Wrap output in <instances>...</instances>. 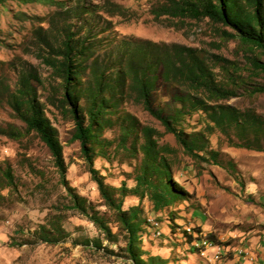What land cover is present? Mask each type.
Returning <instances> with one entry per match:
<instances>
[{
  "label": "rangeland",
  "instance_id": "374dc122",
  "mask_svg": "<svg viewBox=\"0 0 264 264\" xmlns=\"http://www.w3.org/2000/svg\"><path fill=\"white\" fill-rule=\"evenodd\" d=\"M66 1L75 4L80 0ZM115 1L130 9L131 19L103 12L96 15L93 32L103 41V57L111 56V48L126 38L205 50L216 78L233 92L218 103L238 108L245 117L240 126L228 122L215 125L205 110H191L188 100L176 97L178 87L162 83L153 93V105L167 116L182 111L176 127L188 133H205L214 159L209 153L203 154L209 161L188 155L143 105L126 98L115 115L95 130L97 137L91 145L96 168L108 185L121 187L125 183L133 190L143 160L144 138L139 129L127 133L132 127L129 115L142 126L158 129L161 144L177 150L168 157L174 180L183 193L161 211L154 208L149 193L123 197L124 210L134 206L141 209L145 252L171 248L165 251L169 264H209L208 258L200 255L207 240L224 249L219 264H264V91L258 89L264 86V72L254 69L256 59L264 63V54L230 37L234 33L230 27L208 18L179 22L164 15L156 20L153 8L158 0ZM55 9L52 5L17 1L0 5V77L6 76L14 89L16 67L24 64L38 71L42 102L63 144L68 181H61L53 156L36 133H28L7 101L1 102L0 125H12L20 135L12 138L0 133V264H129L126 232L116 209L105 204L88 172L80 143L73 139L74 121L52 103L57 101L51 94L58 89L59 80L42 63L35 47L34 29L47 26ZM213 55L233 64L216 61ZM234 67L237 70L231 75ZM67 186L91 216L111 228L110 237L79 209L72 208ZM119 193L117 198H122ZM150 219L159 222L160 234ZM240 249L247 250L252 259L240 256ZM214 251L207 252L211 256Z\"/></svg>",
  "mask_w": 264,
  "mask_h": 264
},
{
  "label": "trees",
  "instance_id": "16d2710c",
  "mask_svg": "<svg viewBox=\"0 0 264 264\" xmlns=\"http://www.w3.org/2000/svg\"><path fill=\"white\" fill-rule=\"evenodd\" d=\"M8 1L42 3L56 8L49 16L48 25H41L33 31L42 63L51 68L59 80L58 89L51 94L57 101L52 103L74 121L73 139L80 143L81 156L88 172L105 204L116 209L121 228L126 232L125 252L129 264H169L168 257L145 252L141 237L144 223L141 209L134 206L124 210L122 205L123 197L128 193L141 197L149 193L154 208L161 211L180 197L183 191L179 190L174 180L168 157L177 151L176 148L161 144L162 133L158 129L142 126L129 115L132 127L127 129V133L130 134L131 129H139L144 138L141 144L143 160L135 178L136 187L131 190L125 183L121 187L110 186L95 166L91 145L97 137L95 130L102 128L115 115L126 98L133 99L162 123L166 133L172 134L188 155L209 161V157L203 154L209 153L214 159V152L205 133H188L177 128L176 122L182 111L165 115L162 109L153 105V93L162 83L178 87L176 97L188 100L191 110H205L215 125L228 122L229 125L240 126L244 123L245 114L238 108L218 103L229 98L233 92L216 78L206 51L200 48L126 38L111 48V56L103 57L100 51L103 41L93 32L96 15L103 12L131 19L130 9L115 0H104L101 4H87L88 0L75 4L66 0H0V5ZM157 3L153 8L156 20L164 15L179 22L208 18L212 23L230 27L234 30L230 37L264 54V0H158ZM213 59L230 63L217 55H213ZM16 69L18 78L14 89L6 76L0 77V103L6 100L15 116L24 122L27 132L36 133L47 146L61 181L67 184L63 144L58 129L47 114L46 104L42 102L37 86L40 81L38 71L24 64ZM254 69L264 72V63L256 59ZM234 70L237 67L232 69L231 75H234ZM52 86L55 87L54 84ZM258 89L264 91V86ZM0 133L12 138L20 135L12 125H0ZM67 188L72 197V208L79 209L104 235L110 237L111 228L100 218L91 216L79 196L70 186ZM118 192L122 198H117ZM91 245L94 246L93 243Z\"/></svg>",
  "mask_w": 264,
  "mask_h": 264
},
{
  "label": "bare ground",
  "instance_id": "6f19581e",
  "mask_svg": "<svg viewBox=\"0 0 264 264\" xmlns=\"http://www.w3.org/2000/svg\"><path fill=\"white\" fill-rule=\"evenodd\" d=\"M150 221H151V224L154 226V228L157 230V232H159L158 234H160L161 230H160L159 222H157L154 219H150ZM195 244L199 245L198 243H195ZM204 245L205 246L203 248H201V254L209 259V264H212V258L210 257V255L208 253L203 252V251H208L209 249H216L217 254L223 255V253H224L223 248H221L219 246L212 245V243L211 242L208 243L207 240H205ZM241 251H244V252H241ZM245 254H247V259H252V258H249L250 253L247 250H245V249L239 250V255L242 256L243 258H245ZM222 255H221V258H222ZM221 258H220V261H221Z\"/></svg>",
  "mask_w": 264,
  "mask_h": 264
},
{
  "label": "crops",
  "instance_id": "0c3cea01",
  "mask_svg": "<svg viewBox=\"0 0 264 264\" xmlns=\"http://www.w3.org/2000/svg\"><path fill=\"white\" fill-rule=\"evenodd\" d=\"M163 231H164V229H163ZM170 249L171 248H153V250L155 251H153L152 250V254H160V255H162V256H164V257H166L165 255H167V254H165V251H167V250H169L170 251ZM208 252H209V250H208ZM203 258L205 257V256H203L202 254H200ZM214 255H215V251H214V253H212V255L210 256V257H214ZM202 258V259H203ZM207 258V257H206ZM245 259V258H244ZM207 260H209V259H207ZM203 262L204 263H206V259H203ZM221 262V261H220ZM218 264H219V262H218Z\"/></svg>",
  "mask_w": 264,
  "mask_h": 264
},
{
  "label": "built area",
  "instance_id": "2783aa9c",
  "mask_svg": "<svg viewBox=\"0 0 264 264\" xmlns=\"http://www.w3.org/2000/svg\"><path fill=\"white\" fill-rule=\"evenodd\" d=\"M157 233H159V232H157ZM203 252L208 253L207 251H203ZM241 252H244V251H241ZM221 255L222 254H217L215 251L214 257H211L212 258V264H218V262L220 261ZM245 259H247V254H245Z\"/></svg>",
  "mask_w": 264,
  "mask_h": 264
}]
</instances>
